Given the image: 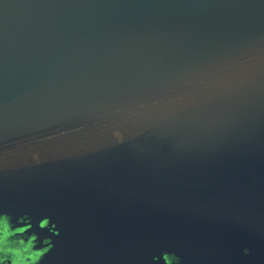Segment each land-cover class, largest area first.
Listing matches in <instances>:
<instances>
[{
	"label": "water",
	"instance_id": "1",
	"mask_svg": "<svg viewBox=\"0 0 264 264\" xmlns=\"http://www.w3.org/2000/svg\"><path fill=\"white\" fill-rule=\"evenodd\" d=\"M11 251L263 264L264 0H0Z\"/></svg>",
	"mask_w": 264,
	"mask_h": 264
},
{
	"label": "flooded vegetation",
	"instance_id": "2",
	"mask_svg": "<svg viewBox=\"0 0 264 264\" xmlns=\"http://www.w3.org/2000/svg\"><path fill=\"white\" fill-rule=\"evenodd\" d=\"M245 251L247 255L250 253L249 249H245ZM0 264H29V259L28 255L24 253L16 254L12 251L9 253L0 252ZM243 264H252V261L247 260Z\"/></svg>",
	"mask_w": 264,
	"mask_h": 264
}]
</instances>
